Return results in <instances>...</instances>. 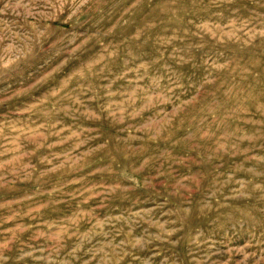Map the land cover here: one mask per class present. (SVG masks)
<instances>
[{"label": "rangeland", "instance_id": "374dc122", "mask_svg": "<svg viewBox=\"0 0 264 264\" xmlns=\"http://www.w3.org/2000/svg\"><path fill=\"white\" fill-rule=\"evenodd\" d=\"M0 264H264V0H0Z\"/></svg>", "mask_w": 264, "mask_h": 264}]
</instances>
